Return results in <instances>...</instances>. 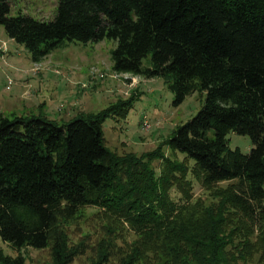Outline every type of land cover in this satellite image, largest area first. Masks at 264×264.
I'll list each match as a JSON object with an SVG mask.
<instances>
[{
  "label": "trees",
  "instance_id": "obj_1",
  "mask_svg": "<svg viewBox=\"0 0 264 264\" xmlns=\"http://www.w3.org/2000/svg\"><path fill=\"white\" fill-rule=\"evenodd\" d=\"M9 12L0 0V26L34 62L64 41L113 39L115 73L164 78L174 105L195 91L206 99L139 155L110 150L102 132L132 96L62 124L0 114V238L18 251L0 247V264H25L27 247L70 264L86 245L67 228L87 207L136 234L121 264L148 249L168 264L245 261L256 223L264 244V0H57L49 20ZM231 131L250 136L249 153L230 147ZM193 180L211 191L209 203L192 202ZM104 242L93 264L107 260Z\"/></svg>",
  "mask_w": 264,
  "mask_h": 264
},
{
  "label": "rangeland",
  "instance_id": "obj_2",
  "mask_svg": "<svg viewBox=\"0 0 264 264\" xmlns=\"http://www.w3.org/2000/svg\"><path fill=\"white\" fill-rule=\"evenodd\" d=\"M10 16L18 13L35 19L52 18L57 0H9ZM113 39L98 42L64 41L37 61H32L28 50L8 38L0 26V114L16 116H40L62 124L77 115L94 114L106 109L119 99L131 97V106L124 117L109 115L102 121L106 146L117 153L141 154L154 149L168 138L176 125L190 120L205 104L206 92L195 91L177 105L164 78H144L130 73H115L110 57L115 47ZM150 56L142 62L148 65ZM150 121V127H141L142 118ZM227 138L231 148L249 153L253 147L248 135L231 131ZM166 153H169L166 151ZM180 157V156H179ZM181 158V157H180ZM193 201L202 198L209 203L213 196L195 180ZM228 183H222L226 186ZM173 200L180 202V194L173 190ZM251 237L252 253L245 261L232 264H264V244L260 223H256ZM114 224L99 212L87 207L81 217L67 228L70 241L84 240L86 249L70 264H93L102 247L108 249L107 260L102 264H121L134 250L136 234L127 225ZM115 227V229H113ZM264 231V224H262ZM0 247L7 255L15 256L12 249L0 238ZM25 264H51L49 251L32 247L21 248ZM160 252H141L136 264H168Z\"/></svg>",
  "mask_w": 264,
  "mask_h": 264
},
{
  "label": "built area",
  "instance_id": "obj_3",
  "mask_svg": "<svg viewBox=\"0 0 264 264\" xmlns=\"http://www.w3.org/2000/svg\"><path fill=\"white\" fill-rule=\"evenodd\" d=\"M141 127L143 129H148L150 127V121L146 117L142 118Z\"/></svg>",
  "mask_w": 264,
  "mask_h": 264
}]
</instances>
